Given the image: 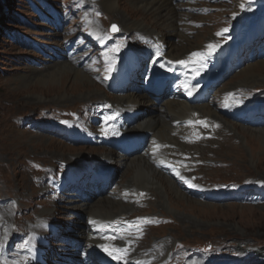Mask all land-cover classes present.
Returning a JSON list of instances; mask_svg holds the SVG:
<instances>
[{"label": "rangeland", "instance_id": "rangeland-1", "mask_svg": "<svg viewBox=\"0 0 264 264\" xmlns=\"http://www.w3.org/2000/svg\"><path fill=\"white\" fill-rule=\"evenodd\" d=\"M104 1H96V5L100 7L98 11L102 14L98 23L104 28L109 30L111 21L119 24L124 31L133 29L150 31L156 26V29L165 34L164 42L177 44L180 38L183 39L182 41L188 40L190 45L199 43L198 47L190 50L201 49L206 40L211 36L215 37L214 32L230 26V23L238 22L237 19L241 16L245 17L248 14L251 16L254 11L259 10L258 22L264 25V0H217L216 3L207 4V12L200 14L184 11L182 6L188 3L171 0L169 2V7L172 9L171 20L156 19L155 15L154 18L150 15L145 20L147 22L145 26H137L135 22H141V17L146 12L140 10L142 13L138 15L128 9V7L134 8L138 0H119L118 10L109 9ZM239 2L243 4L238 6ZM51 3L58 9L59 15L63 14L61 5H71L78 9L76 0H51ZM64 17L62 15L61 20ZM120 17L126 21H121ZM189 17L192 21L203 24L196 27L190 19L185 20ZM36 18V14L30 9V4L25 0H0V20H3L0 21V199L6 200L5 204L8 207L0 208V211L5 210L2 215L6 219H11L7 214H13L19 227L33 223L37 213L40 214L41 211L47 210V213L50 211L51 216L61 219L65 215L62 210L75 207L74 204L53 202L46 193L45 187L37 184L36 176L43 167L56 166L59 160L76 163L75 161L80 159L79 154L83 152L96 154L108 150L99 149L97 145L81 143L79 139L63 140L39 134L24 127L23 123L28 121V118L39 117L42 120L55 117L58 121H62L72 117L74 111H80L105 96L109 98L110 95H115L106 90L103 80L104 67L97 59L92 58L86 67L87 62L81 66L77 65L80 61L46 60V56L40 55L36 50V43L41 46L43 43L57 41L62 36L60 33L52 36V31L56 29L49 27L48 23L38 22ZM134 18H137L136 21ZM78 20L79 15H76V20L69 17L65 24L69 30L79 33V25L75 24ZM11 31L18 32L21 40L29 41L19 44V38L15 34H10ZM199 33L205 34V38L199 39ZM68 35L73 37V33ZM232 40L233 37L230 38V41ZM96 48L99 50L98 57L104 60L109 50L119 52V48L110 41L106 44L102 42V45ZM259 59L264 60V56ZM252 62L243 63V67ZM65 63L80 68L90 79L92 78L93 82L95 81V86H92L86 95L90 97H85V91L88 89L85 90L81 85L72 90L73 93L69 94L67 99L52 102L55 91L43 90L40 85L33 84L32 79L36 76L45 75L55 66ZM240 70L239 68L227 73L214 89L207 101L215 109L209 118L198 114L188 118H199L196 122L197 126H182L180 124L186 118L175 117L176 121H173L170 115L165 116L164 124L167 125L164 127L165 130H162L159 140L170 143V148H165V151L168 150L178 158L182 157V161L186 162L187 159L190 161L189 165L185 163L183 166L185 170L181 169L188 177L191 176L196 184L206 187L225 185L223 188L225 191L233 187L245 188L244 198L224 202L199 199L175 182L185 197L183 199L190 200V204L177 202L175 198L170 200L169 197L174 195L172 193L168 194L167 200L165 194L152 192L144 208L133 210L132 205L126 203V210H119L120 213L131 210L132 216L137 213H150L162 218L160 224L148 228L142 244L144 248L149 245L155 246V242L158 246H163L166 255L162 258L163 261L188 262L193 257L189 256L199 251L200 261H205V257H211L214 258L213 262L224 258L237 264H264V261L258 262L261 256L264 260V143L262 142L264 139L255 132L264 131V126L251 127L225 115L221 111L224 107L219 98V92L224 89H232L229 98L258 101L264 97V74L259 77L258 83L244 84L239 79ZM29 80L31 82H28ZM63 84V89L69 90L70 80ZM188 105L197 107L199 104ZM144 112V117L154 113L150 107L148 110L146 107ZM215 120L225 128L230 141L210 134L212 127L209 121ZM177 126H179L178 133L173 135ZM193 132L198 133L196 135L202 138L196 143L188 144L186 138L191 137ZM59 144L65 149L59 147ZM95 149L98 151L94 153ZM75 154L77 155L74 156ZM116 168L115 182L128 181L123 169H119L118 166ZM124 171L126 176H130L129 166ZM142 190H146V187ZM118 199L124 202L123 199ZM77 212L86 219V212L80 209ZM66 215L73 220V226L77 228L82 226L83 219ZM165 241L167 244H164Z\"/></svg>", "mask_w": 264, "mask_h": 264}, {"label": "bare ground", "instance_id": "bare-ground-1", "mask_svg": "<svg viewBox=\"0 0 264 264\" xmlns=\"http://www.w3.org/2000/svg\"><path fill=\"white\" fill-rule=\"evenodd\" d=\"M170 1L171 0H138L136 5H134V8L128 7V9L134 12V14H138V15H140V12H141L140 10H142L143 12L145 11L146 14L142 15L141 22H138V21L135 22L137 18H134L135 20L134 22L137 24V26L139 25L145 26L147 24L145 20H147L148 16L150 15L152 17L155 15L156 19L164 18L166 21H170L171 13H172V9L171 7H169ZM104 3L109 9L118 10L119 0H105ZM120 20L126 21L123 17H120ZM156 28L157 27L155 26V28L150 31L143 30V29H139V31L140 30L144 31L146 34H155L161 40H163V38L165 39V34L163 35V33H161V30H158ZM199 36H200L199 39L205 38V34L203 33H199ZM178 40L180 42L177 44L167 41L168 48L167 50H165V52H166V55L172 57L173 60L179 58L183 53L187 52L188 50L190 51V49L196 48L199 45V43L195 45H190L188 40L182 41L183 39H180V38ZM263 74H264V60L259 59L243 67L240 70L241 77L239 79L244 84L258 83L259 77H261ZM116 75H120L122 77L125 76V73L122 71L121 64H117V66L115 67V72L112 78L116 79ZM32 80H33V84L40 85L43 90L55 91V94H54L55 97L51 99L52 102L55 100L63 101L67 99L68 95L73 93L72 90L77 89L81 85L84 87L85 90L88 89L87 91H85V97H90V95L89 96H86V95H88V92H90L91 87L95 86V83H94L95 81L93 82L92 78L90 79L86 73L80 70V68L74 67L69 63L59 64L55 66L53 70L48 72L47 74L36 76V78ZM67 80H70L69 90L68 89L64 90L63 83H65ZM199 81L201 84H203L201 80ZM28 82H31V80H29ZM43 84H47V85L43 86ZM105 85L107 88L106 81H105ZM199 86L200 85H196L194 89H199L201 87ZM231 92H232V89H224L220 91L219 98L221 99V101L229 98L231 96ZM194 94L195 92L191 93V95H194ZM105 99L111 100L112 104H117L119 106H122L123 109H125L126 107H130V108L137 107L139 110H142V109L145 110V108L147 107V110H148L150 107L154 111V113L152 115H149L148 117H144L143 116L145 114L144 112V114L138 117V119L134 121L135 123L132 126H130L128 129L135 128V127L141 128L142 131L150 132L151 136L156 139H159V136L161 135V133H163L162 130H165L164 127L167 125V124H164L165 116L170 115L173 121H176L175 117L188 119L190 117H195V115H198V114L205 116L206 118H209L210 115H212L215 111L214 106H212V104L209 102L198 103L199 105L197 107H191L188 104H191L193 106L194 103L192 101L186 102L181 99L173 98V99H168V100H165L157 104L147 99L144 95H137L136 93L119 92V95L117 94L110 95L109 98L105 96ZM254 101H257V99H254ZM261 107L263 106L255 107V108H261ZM209 125H211L212 127L210 134H212L213 136L218 135L220 138H223V139L227 138L230 141L225 128L220 124L219 121L218 122L216 120L209 121ZM178 129H179V126H177L174 129L173 135H176L178 133ZM208 132L209 131H207V133ZM255 132H257L256 134H258V136L264 139L263 130H259ZM262 142L264 143V141ZM59 147H64V146H61V144H59ZM63 149H65V147ZM95 151H98V150L95 149L94 153ZM69 154H74V153H69ZM76 155L77 154H75L74 156ZM79 155H80L79 161L86 160L87 155H90L89 158H92L93 160L99 157L117 158V155L113 153L111 150L96 152V154H91L89 152H83ZM151 156L153 155L150 154L149 152L148 154L140 153L134 156L119 158L118 162L119 164H122L123 174L128 180V181L121 182V183L118 182L120 187L127 188V187L134 186L138 189H143V187H146V191L149 194L151 193L150 196L154 192L160 195L165 194L167 197V200H168V194L172 193L174 195L172 197H169L170 200H173V198H175L177 202H181V203L187 202V204H190L191 203L190 200L183 199L185 197L180 192V189L178 188V186L176 185L174 181L165 177L161 173L160 170L153 168L150 162L152 160ZM127 166H129L131 170L130 176H126V172L124 171L126 170ZM132 181L136 185H134ZM120 190L121 189H119V191ZM113 196L108 195V194H102V195L96 196L95 198L89 201H81L78 203H74V206H75L74 208L76 209V211H79L80 209L86 212L87 217L92 216V217H101L103 219H113L118 214H120L119 212L120 209L126 210L127 208L126 203L122 202L120 199L116 200L115 196L114 197ZM45 213H47V210L41 211L38 216L44 215ZM2 219L3 221L6 220V218H3V215L0 218L1 222H2ZM83 227L84 226H81L80 228H78L80 229L81 234H83L82 233ZM164 244H167L166 241L164 242ZM156 245L157 246L155 247H152L151 245H149L148 247L151 246V248H149L150 251L145 249L142 252H138V251L131 252L128 259L122 258L119 260L122 263L133 262L137 264L140 261L144 260V258H142V255L146 256L147 258H153V257L162 258L165 255L164 248L163 246H158V243ZM148 264H157V262L151 261ZM190 264H199V263L194 261V262H191Z\"/></svg>", "mask_w": 264, "mask_h": 264}, {"label": "snow or ice", "instance_id": "snow-or-ice-1", "mask_svg": "<svg viewBox=\"0 0 264 264\" xmlns=\"http://www.w3.org/2000/svg\"><path fill=\"white\" fill-rule=\"evenodd\" d=\"M97 14H99V13H97ZM111 29H112V31L113 32H115V31H118L119 29H118V27H117V25H112L111 26ZM223 31H227V29H223ZM219 34V33H218ZM208 47H209V49H211V50H215L214 49V46L213 45H208ZM116 50H118V48L116 49ZM198 55H201V54H198V53H192V56H198ZM176 63H181V64H183V63H185L184 61H176ZM197 74H199L198 72H197ZM189 95H191V92H189L188 93ZM108 119H111V118H108ZM63 123H67V121H63ZM101 132L102 133H104L105 135H107V131L105 130V129H101ZM118 134V133H117ZM90 223H92V221H90ZM103 247V246H102ZM105 251H108V249L107 248H105ZM109 255H112V258L113 259H122V257L121 256H118V255H113V253L112 252H109Z\"/></svg>", "mask_w": 264, "mask_h": 264}]
</instances>
